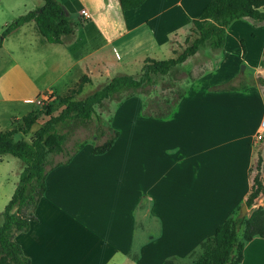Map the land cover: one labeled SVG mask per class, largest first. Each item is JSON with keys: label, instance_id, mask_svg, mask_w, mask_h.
Listing matches in <instances>:
<instances>
[{"label": "crops", "instance_id": "0c3cea01", "mask_svg": "<svg viewBox=\"0 0 264 264\" xmlns=\"http://www.w3.org/2000/svg\"><path fill=\"white\" fill-rule=\"evenodd\" d=\"M56 1L73 35L51 44L30 21L0 44V133L25 129L24 118H34L37 130L64 109L59 98L84 77L88 81L77 100L113 71L173 58L211 0H146L126 12L118 0ZM23 2L22 15L42 5ZM224 49L215 60L218 70L228 59ZM236 58L223 82L205 83L210 73L204 72L168 119L140 117L121 130L111 108L107 114L118 137L104 154L93 155L95 146L89 145L63 165L61 156L48 158L37 221L14 234L30 264L185 261L228 218L240 215L260 144L261 155L264 149V141L254 142L264 119V88L257 82L264 79V53L258 64L248 61L246 49ZM242 64L252 77L238 84L242 89L216 91L234 85L230 81L243 74ZM261 179L264 186V160ZM258 208L264 209V193L246 207V218ZM240 264H264V239L245 244Z\"/></svg>", "mask_w": 264, "mask_h": 264}, {"label": "trees", "instance_id": "16d2710c", "mask_svg": "<svg viewBox=\"0 0 264 264\" xmlns=\"http://www.w3.org/2000/svg\"><path fill=\"white\" fill-rule=\"evenodd\" d=\"M42 5L33 11L18 16L8 24L1 33L0 44L3 39L21 25L34 21L40 33L47 42L58 44L64 38L73 35L74 27L68 21L64 9L56 0H40ZM121 11L126 12L141 7L146 0H118ZM250 19L255 23L264 22V0H211L192 21L190 35L185 40V46L175 56L167 60L156 61L146 59L142 66V74L136 79L132 76H115L91 95L82 100L75 97L80 93L88 80L84 77L76 88L59 98L64 109L57 116H50V109L45 107L46 115L50 116L40 126L31 142L17 138L20 130L0 133V156L10 155L19 160L23 169L20 173L16 189L0 215V264H30L23 255L19 244L14 241L15 233L29 231L32 222H36L35 210L45 192V178L49 156H61L66 164L82 147L65 146V136L75 130L86 127L96 115L95 108L105 102H121L125 97L134 95H149L157 76H167L170 72L182 65L188 58L193 57L203 46L208 45L213 52H220L227 42V29L232 23ZM242 52L245 53L243 41L240 42ZM257 82L264 88V79ZM242 85L226 84L216 88V91H238ZM264 93V92H263ZM185 91L176 93L172 102H165L161 109L158 103L149 104L144 112L145 116L153 119L165 120L176 111ZM44 106V105H43ZM98 117V116H97ZM34 118H24L23 124L29 129ZM118 133L101 145L92 149L93 155L107 152L114 144ZM264 141V138H263ZM262 148L258 151V158L253 168L251 189L245 201L247 209L264 193L261 172L263 158ZM243 228L242 240L238 233ZM254 238L264 239V209L254 210L249 218H241L237 213L228 218L218 227L212 237L200 244L202 256L194 264H240L243 260L245 244ZM163 264H175L167 260Z\"/></svg>", "mask_w": 264, "mask_h": 264}, {"label": "rangeland", "instance_id": "374dc122", "mask_svg": "<svg viewBox=\"0 0 264 264\" xmlns=\"http://www.w3.org/2000/svg\"><path fill=\"white\" fill-rule=\"evenodd\" d=\"M0 1L1 30L3 22L10 24L18 16L22 15L21 10L24 7H21L20 5L21 0ZM26 1L27 2H23L25 5H27V3H29V5L42 4L40 0ZM2 31H0V38ZM241 41L244 43L248 61L252 64H258V62L262 59V54L264 53V23L258 24L250 19H243L231 24V26L227 29V43L224 49L228 59L226 62H223L222 66L219 67V70L217 69L218 65L215 60L218 57L221 58L224 52H222V50L220 52H213L208 45H205L195 56L189 58L185 63L173 69L167 76L155 77L156 85H154L152 90L149 92V95H134L131 97H125L121 102H105L101 107H96V115L93 116L92 120L86 127H81L75 130L72 134H68L65 131L62 132L65 136V146L69 149L78 145L84 146L85 148L89 145L97 146L103 144L106 139L112 137V131L115 128H113L111 123L112 120H110L111 115L107 114V112L110 113L112 109V112L116 114L115 124L117 128L122 130L123 127L129 128L138 124L140 117L153 119L146 117L144 114L149 104L156 102L162 109L164 105H166L165 102H172L178 91H186L191 84H195V81L199 79L204 72H207L208 74L210 73L209 75L207 74V77H205V83L214 82L217 84L223 82V80H225L224 76L231 70V66L235 63V60L238 59L236 57H238L239 52H242L240 45ZM169 58L170 57L162 56L159 60L162 61ZM242 66L245 65H240L239 71H241ZM115 72L116 71H113L111 73L112 75L108 81H105V79L102 81H94L91 87L86 88L84 94H92L115 76L126 75L138 79L142 74V67L141 69L132 67L127 71H118L119 73ZM242 72L243 74L241 76L235 77L230 82L234 85H238L240 82L245 84L250 78H252L250 77L249 70H245L244 68L242 69ZM200 84H203V81L197 83L196 87H199ZM75 99L77 100L78 97L76 96ZM82 99H84L83 96ZM45 107L50 109L48 105H44L43 112H45ZM38 125V122H36L35 125H32L33 127H30L29 129H20L16 137L23 138L26 141L31 142L34 138ZM260 147H262V144H260L258 150H260ZM262 157L264 160V149L262 151ZM48 158L54 160L62 159L61 157L52 156H49ZM22 169V163L16 158L10 155L0 156V215L16 189ZM238 214L239 213H237V215ZM246 216L247 215H245L244 218H246ZM243 230L244 229L241 228L238 233L240 241L242 240L241 235ZM202 253L203 250L199 248V250L194 252L187 260L174 263L194 264L202 256Z\"/></svg>", "mask_w": 264, "mask_h": 264}, {"label": "built area", "instance_id": "2783aa9c", "mask_svg": "<svg viewBox=\"0 0 264 264\" xmlns=\"http://www.w3.org/2000/svg\"><path fill=\"white\" fill-rule=\"evenodd\" d=\"M82 14L86 15L84 11L82 12ZM263 138H264V119L260 122L259 130L254 138V142L259 143L263 140Z\"/></svg>", "mask_w": 264, "mask_h": 264}, {"label": "water", "instance_id": "95a60500", "mask_svg": "<svg viewBox=\"0 0 264 264\" xmlns=\"http://www.w3.org/2000/svg\"><path fill=\"white\" fill-rule=\"evenodd\" d=\"M241 69H244V66H242ZM245 215H246V207L243 206V207L241 208V210H240V217H241V218H244Z\"/></svg>", "mask_w": 264, "mask_h": 264}]
</instances>
